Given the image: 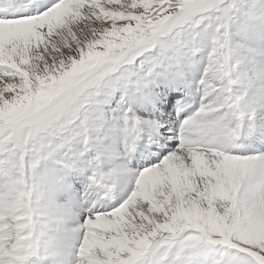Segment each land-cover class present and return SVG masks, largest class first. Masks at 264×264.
Here are the masks:
<instances>
[{"label":"snow or ice","instance_id":"obj_1","mask_svg":"<svg viewBox=\"0 0 264 264\" xmlns=\"http://www.w3.org/2000/svg\"><path fill=\"white\" fill-rule=\"evenodd\" d=\"M238 36L264 43V0H0V264H49L36 258L61 246L75 249L61 264H184L170 253L204 245L219 264H264V153L228 151L245 125L264 140V95L237 87L264 88V49L257 63ZM193 87L179 142L96 209L124 170L104 166L155 128L128 98L179 118L192 102L170 93ZM116 91L128 107L105 108Z\"/></svg>","mask_w":264,"mask_h":264},{"label":"rangeland","instance_id":"obj_2","mask_svg":"<svg viewBox=\"0 0 264 264\" xmlns=\"http://www.w3.org/2000/svg\"><path fill=\"white\" fill-rule=\"evenodd\" d=\"M249 2H252V0H249ZM255 2L258 3V0H255ZM245 7H248V4L245 5ZM237 40L241 43V44H245L246 47L250 45V43H255L257 44V47H259V44H261L262 42H260L259 40H256L254 42H246L243 37L238 36ZM257 49L253 50L256 52ZM193 60L196 61V63H192L191 60H186L185 61V71L187 73V76L190 80L193 81H199L200 77L202 76L203 73V68L204 65L206 63V57H204L203 53H200L199 55H195V57L192 58ZM256 60L260 61V58L256 57ZM258 89H260V85L259 82L256 81L254 84ZM193 89H195L193 87ZM192 89V90H193ZM184 90V89H183ZM182 91V90H181ZM181 91H176L173 94H178L181 95ZM118 91H116L117 94ZM247 92V93H246ZM244 94L245 97L247 98V100L249 102H258L259 101V97H254L252 96V94L247 90V88L245 87V85L243 87L238 86V94ZM172 95V94H171ZM121 97V96H120ZM131 98H128V101H130ZM131 101L134 103V101L131 99ZM114 102V101H113ZM112 102V104H113ZM111 104V105H112ZM136 104L134 103L133 109L137 112L138 115H141L143 117H146L141 110H143L142 108H140V110H138V108L135 107ZM149 108V107H148ZM150 109V108H149ZM150 114V113H149ZM262 115L259 113L257 115V117H259L260 119L263 118ZM260 121V120H259ZM259 121L256 122L257 124H259ZM244 129V128H243ZM243 137V135L241 136ZM122 141V139H121ZM237 144V141L235 142V145ZM233 147V146H232ZM232 147H230L228 149V151L233 154L232 152ZM259 153H254V155H257ZM234 155H241V156H245L243 152H239V151H235ZM248 155H252V153H249ZM112 169L111 167H108V171ZM135 186V185H134ZM134 186H131V191L134 189ZM131 191H127L125 198L130 194ZM171 257L174 259H179L182 260L184 262V264H219V261L223 259L224 253L222 251L221 246H208V245H204V246H198L192 249H187L184 250L183 252L180 253L179 256H176L175 253H170ZM36 259H43L41 256L37 257Z\"/></svg>","mask_w":264,"mask_h":264},{"label":"bare ground","instance_id":"obj_3","mask_svg":"<svg viewBox=\"0 0 264 264\" xmlns=\"http://www.w3.org/2000/svg\"><path fill=\"white\" fill-rule=\"evenodd\" d=\"M186 92H189L188 89L185 90V93ZM188 100V99H186ZM152 121L154 124H155V128L149 126V125H145L144 128L148 129V131H152V129H161V126L156 123L157 121L156 120H150ZM180 131V130H179ZM146 136V135H145ZM145 136H142V139L139 141V142H142L145 138ZM118 158H120L122 160V156H118ZM114 164H112V169H119L122 167L121 164H123V161H119L117 160L116 158L114 159ZM124 169V168H123ZM130 171L129 170H126L124 169L123 172L120 174V175H117V176H120V177H125ZM131 177V175H130ZM63 248V246L61 247H57L55 249H52L49 251V254H50V258L53 259L55 261L56 264H61L62 261L64 260H67V257L66 255L64 254H60V250Z\"/></svg>","mask_w":264,"mask_h":264}]
</instances>
